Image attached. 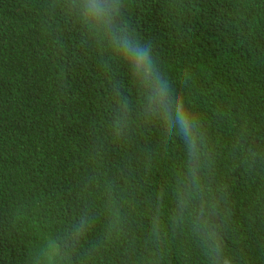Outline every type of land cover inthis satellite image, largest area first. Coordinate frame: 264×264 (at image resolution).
I'll list each match as a JSON object with an SVG mask.
<instances>
[{"label": "trees", "instance_id": "16d2710c", "mask_svg": "<svg viewBox=\"0 0 264 264\" xmlns=\"http://www.w3.org/2000/svg\"><path fill=\"white\" fill-rule=\"evenodd\" d=\"M226 262L264 264V0H0V264Z\"/></svg>", "mask_w": 264, "mask_h": 264}, {"label": "clouds", "instance_id": "9594fccd", "mask_svg": "<svg viewBox=\"0 0 264 264\" xmlns=\"http://www.w3.org/2000/svg\"><path fill=\"white\" fill-rule=\"evenodd\" d=\"M89 11H92L95 16L103 15V6L101 4L93 3L88 6ZM113 43L121 49L125 58H128L129 54L133 57L132 63L135 64L136 68L144 72L146 77L153 75V69L155 68V62L153 57L150 55L148 50L140 47L139 44L133 47V43L127 38L120 39L114 37ZM155 93L157 96H166L168 94V82L166 80L156 78L154 85ZM166 122L169 121V112L167 107L163 109L161 116ZM175 123L179 126V133L187 138L186 143H189L190 147L195 144V137L193 136V130L196 128L195 116L186 111L183 102L178 101L175 107ZM227 264V262H226Z\"/></svg>", "mask_w": 264, "mask_h": 264}]
</instances>
